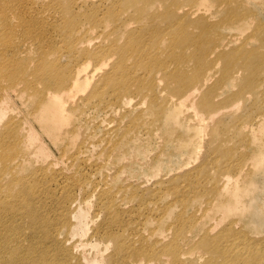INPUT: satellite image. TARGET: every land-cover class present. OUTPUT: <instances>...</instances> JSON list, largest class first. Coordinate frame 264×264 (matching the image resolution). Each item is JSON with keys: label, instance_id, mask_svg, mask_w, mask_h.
I'll use <instances>...</instances> for the list:
<instances>
[{"label": "rangeland", "instance_id": "obj_1", "mask_svg": "<svg viewBox=\"0 0 264 264\" xmlns=\"http://www.w3.org/2000/svg\"><path fill=\"white\" fill-rule=\"evenodd\" d=\"M68 25L93 46L67 41ZM154 33L150 52L143 43ZM133 36L145 40L132 45L143 55L128 53L129 75L116 73L113 52ZM105 48L89 61L100 98L88 97L89 86L62 110L39 105V68L71 69L85 50ZM108 73L116 92L100 83ZM29 125L46 158L20 146ZM69 194L77 196L72 222L88 209L81 240L100 224L131 246L143 238L124 264L136 256L142 264H264V0H0V243L26 250L31 211L58 224L55 203Z\"/></svg>", "mask_w": 264, "mask_h": 264}, {"label": "bare ground", "instance_id": "obj_2", "mask_svg": "<svg viewBox=\"0 0 264 264\" xmlns=\"http://www.w3.org/2000/svg\"><path fill=\"white\" fill-rule=\"evenodd\" d=\"M80 21L74 20L70 24L73 26L74 29H81V27L77 26V24ZM82 24V23H81ZM77 26V27H76ZM70 26L68 25L65 29H69ZM71 29V28H70ZM66 40L72 42V38H74L78 45H82L85 48H89L92 45L91 42L87 39L83 38L82 32H80L79 35L73 34L72 29L69 30L66 33ZM72 37V38H71ZM152 42L151 43H143V38L138 37L140 39L139 42H135V40H139L136 38V36H133V42L131 41V44H126L125 47L122 50L114 51L113 53L117 54L116 62L114 64V70L116 73L126 71L127 75H129L131 68H128L125 64L126 57L128 58V53L135 52L138 55H143L141 50L137 48V53L135 51V47L132 45H140L145 44L148 47V50L150 52L156 51L158 48L156 46V42L158 41L157 36L154 34L151 35ZM81 46V47H82ZM93 46V45H92ZM93 48H96L94 46ZM7 51L12 54L16 55L15 49H9L7 48ZM111 52V49L105 48L102 50H93L88 51L85 50L82 53V59H80L77 62V65L72 67L71 69H67L66 66H64V70L59 69L57 71H54L53 66L50 67V65L42 66L39 68L36 73L38 76L36 78H41L43 82H46V91L43 93V96L45 97L44 100H41L40 104L46 105V103L52 104L54 103V108L58 110H62L64 108L63 99H68L70 97L74 98L75 95L78 93H85L87 88L89 87V95L90 98H100L99 93L97 92V86H92V84H95L96 81H94L92 84L91 82L93 79L96 78V70L98 68L91 67L90 60L94 59H100L102 58V55L105 52ZM183 57L182 61H185V57ZM138 64H133L132 66L134 68L137 67ZM126 66V67H125ZM15 69L20 72L21 67L16 63ZM124 73V72H123ZM105 75L100 83L104 86V89L107 92H116L117 88H113V90H108V84L105 83V81L110 78L113 79L111 76ZM126 75V74H125ZM126 75V76H127ZM12 76V75H11ZM14 76V77H13ZM12 79L16 78L18 76L13 74ZM118 78V77H117ZM116 78V79H117ZM126 82L130 81L131 79L125 78L123 79ZM118 82H122V80H119ZM124 82V81H123ZM124 87L127 89L128 85L123 83ZM134 86H136L134 84ZM142 87V86H139ZM197 89L192 88L190 89L184 98V101L190 99L193 95L196 94ZM43 96L41 99H43ZM86 97V100H89V98ZM85 97H83L84 99ZM207 103V102H206ZM128 104V101L126 102ZM39 105L36 107L39 109ZM28 124H30L28 122ZM30 126V125H29ZM27 135L24 138H19V143L22 148H30L32 146L33 150L36 151L39 155L42 157L44 156L46 158V143L42 140L41 136L39 135L38 131L30 126L26 128ZM74 130L72 131V133ZM73 134H77L74 132ZM33 139L32 145L31 140ZM224 183H227L229 181V178L227 176H223ZM76 187H78L80 190L83 191V188H81V184H76ZM75 187V189H76ZM97 188V187H96ZM92 190H96L93 188ZM52 195H49V199L51 197H54V192H51ZM50 194V193H49ZM77 196L74 195H68L65 199L58 201L55 203V208L59 210L60 213H63L62 215H59V223L54 224L51 221H49L45 214L36 213L35 211H31L32 219L29 223V227L31 229L30 236V244L26 248V250L22 246H4L2 243H0V264H71L72 259L75 260L76 264H124L125 262L129 261V258L131 255H138L139 252L142 249V245L145 244L143 242V238H139L135 243L138 246H131L129 243L130 240L129 237L124 239L125 235H118L113 232V230L109 229L104 231L102 229V225H97L93 232H91L90 235H88L87 238L84 240H81L83 236L88 234V227L85 226V229L82 231L81 225L84 224V218L88 214V209L83 210L79 209V219H76L74 222L71 221V217H67V213L71 210V207L76 209L77 205H72L75 201ZM31 198L35 201H37L43 208L44 203L46 201L45 198L41 196L40 193H33L31 195ZM107 199L112 202V195L109 194ZM17 211L19 216L22 218V211L20 210V205H17ZM90 207V206H88ZM232 212V209L227 210V214ZM92 223L95 224L96 220H92ZM42 225H45V228L41 227ZM1 227V223H0ZM72 227V229H70ZM64 228L66 230V234L63 235L62 241L58 239V235L60 233V229ZM45 231V241H44V234L41 231ZM35 233H37L35 235ZM35 235V236H34ZM34 237L38 239V241L34 242ZM211 240V239H208ZM217 238L213 237L210 242L214 243L210 248L215 249L218 248L215 246ZM75 241L79 244L72 245L71 242ZM17 242V241H16ZM69 242V243H68ZM74 242V243H75ZM67 244V248L63 247L62 244ZM264 243V242H263ZM102 245V247H101ZM112 246V252L110 254H106V249ZM145 246V245H144ZM12 247H15L17 250L12 251ZM148 247V246H147ZM60 248V249H59ZM208 249L209 251L211 249ZM75 249L76 252H78L76 255H73L72 250ZM127 249H132L133 252L129 255H121V253ZM144 249V248H143ZM142 249V250H143ZM146 249V247H145ZM219 249V248H218ZM224 254V253H223ZM172 255L175 257L177 255V251L175 249H172ZM257 255H251V257H255ZM142 259L139 256L134 257V261L132 263L134 264H142ZM256 259V258H255ZM211 263V260L209 262ZM226 264V263H224Z\"/></svg>", "mask_w": 264, "mask_h": 264}]
</instances>
